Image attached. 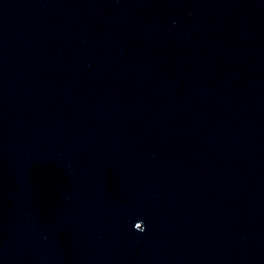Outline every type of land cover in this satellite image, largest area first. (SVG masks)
<instances>
[{
    "label": "water",
    "instance_id": "1",
    "mask_svg": "<svg viewBox=\"0 0 264 264\" xmlns=\"http://www.w3.org/2000/svg\"><path fill=\"white\" fill-rule=\"evenodd\" d=\"M0 264H264V0H0Z\"/></svg>",
    "mask_w": 264,
    "mask_h": 264
},
{
    "label": "clouds",
    "instance_id": "2",
    "mask_svg": "<svg viewBox=\"0 0 264 264\" xmlns=\"http://www.w3.org/2000/svg\"><path fill=\"white\" fill-rule=\"evenodd\" d=\"M144 230V226L140 229V231H143Z\"/></svg>",
    "mask_w": 264,
    "mask_h": 264
}]
</instances>
